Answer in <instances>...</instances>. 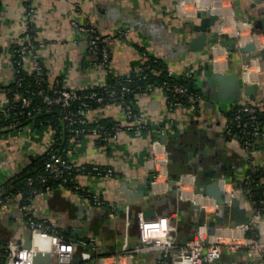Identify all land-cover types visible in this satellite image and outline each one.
Masks as SVG:
<instances>
[{
    "label": "crops",
    "instance_id": "obj_1",
    "mask_svg": "<svg viewBox=\"0 0 264 264\" xmlns=\"http://www.w3.org/2000/svg\"><path fill=\"white\" fill-rule=\"evenodd\" d=\"M215 3L217 0H33L34 13L27 17L21 0H0V86L14 78L12 45L23 42L30 23L43 75L49 84L60 77L73 91L98 88L108 78L126 75L139 67L142 53L146 51L175 73L186 75L193 71L195 80L191 84L201 92L202 102L197 111L169 110L160 89L138 95L133 100L134 106L143 113L149 130L126 129L117 140L108 143H100L92 136L80 139L72 156L74 162L96 163L113 169L108 179L87 175L77 178L88 191L104 197L105 205L98 206L91 199H81L59 188L34 196L31 208L34 217L54 222L66 239H95V247L76 249L71 264H154L156 256L147 253L122 259L121 263L117 261L125 239L130 245L138 242L135 218L139 211L153 210L155 216L175 214L177 226L182 227L181 241L189 239L201 223L208 226L209 234L215 233L216 227L232 225L230 220L222 221L217 215L218 209L228 208L221 205L213 208L214 199L205 194L203 178L216 182L223 176L229 182L242 181L249 164L256 168V184L264 187V136L258 138L247 153L237 140L223 132L233 107L247 101L264 102V57L253 58L264 50V0H219L221 5L216 10ZM199 6L198 12L217 15L214 30L220 37L203 51L196 52L189 50L188 44L196 36L192 25L199 22L198 12H192ZM248 16L254 17L251 23ZM72 20L90 23L101 34L114 33L118 28L131 29L128 37L116 39L111 45L110 68L103 70L91 64L92 58L87 52L90 39L71 25ZM256 20L261 21L262 30L255 26ZM221 34L229 37H221ZM249 42H253L257 50L250 52L247 68L237 49ZM212 70L237 73L242 85L256 86L255 92L247 93L240 88L239 96H231V91L226 89L216 96L217 86L203 85ZM233 97L237 100L232 101ZM2 101L0 94V104ZM90 117L93 121H125L115 107L94 109ZM259 121L264 126L263 113L259 114ZM52 135L50 125L42 121H32L22 131L0 130V189L42 153ZM155 141L169 152V181L174 172L176 181L182 179V184H169L167 190L159 193L150 189ZM171 155H176V162ZM143 183L142 196H133L136 189L127 190L129 196L126 195L127 187L136 188ZM242 197V206L251 215L253 204L249 190ZM209 200L212 201L205 207L204 203ZM26 233L15 199L10 197L8 206L0 209V235L5 239H19ZM102 258H105L103 262ZM218 264L257 263L242 251L223 254Z\"/></svg>",
    "mask_w": 264,
    "mask_h": 264
},
{
    "label": "built area",
    "instance_id": "obj_2",
    "mask_svg": "<svg viewBox=\"0 0 264 264\" xmlns=\"http://www.w3.org/2000/svg\"><path fill=\"white\" fill-rule=\"evenodd\" d=\"M32 1L21 0L27 17L34 13ZM220 5L217 0L213 7L216 10ZM200 10V6L196 7L192 13ZM71 25L88 36L90 42L87 52L92 56L91 64L103 70L111 66V45L114 40L124 39L131 33L129 27H124L116 29L114 33L98 35L96 27L90 23L80 24L72 20ZM23 40L24 43L15 50L22 60L13 62L20 70L21 68L27 70L28 75L34 80L35 88H32L31 83H25L23 77L17 75L15 70V79L13 78L15 85L0 86V94L3 95V101L0 104V130L9 132L26 129L33 121L35 113L40 111V106L34 102L36 97L41 100L46 110L58 107L60 118L56 122L55 129L49 124L53 135L50 144L42 151L47 154L42 172L29 176L25 180L29 188V194L26 197L18 192L15 198L18 217L26 228L25 235L29 234L31 245L29 248L23 246L24 237L5 239L0 235V264H43L34 262L33 257L36 253L49 254L48 264H71L76 249L88 245L95 247V239L85 240L80 237L64 239L54 222L33 216L31 208L34 196L51 192L53 187L50 182L55 181L57 188L61 190L74 193L81 199H91L98 206L105 205L104 197L88 191L77 178L87 175L108 179L113 175V169L96 163L88 165L74 162L72 156L80 139L83 136H92L100 143H108L117 140L126 129L136 132L149 130L143 113L136 109L131 96L135 98L160 89L169 110L189 108L195 111L200 109L202 96L189 92L188 87L182 82V78L195 79L193 71L180 75L167 65L166 79L159 84L131 87L130 84L137 81L126 77L124 83L120 82L119 88L105 82L98 87V90L87 89L82 93L66 87L60 77H56L49 84L43 75V66L38 56L35 39L30 35L28 28L25 29ZM142 58V64L134 69L141 73L138 80L145 79L149 73L155 76L162 73L163 68L156 66L159 62L158 57L143 51ZM245 65L249 67L248 64ZM112 107L120 110L125 119L124 122L115 119L112 123L107 122L109 124L106 125L102 121H93L90 117L94 109ZM260 113L264 114V102L259 104L251 101L243 102L233 107L223 127L224 134L237 140L239 146L247 153L251 151L254 142L264 136V126L259 121ZM56 129H58V135H54ZM157 146L162 148L159 149ZM153 147V176L150 189L153 193H159L167 190L169 186L167 168L169 152L159 141H155ZM255 170V167L248 164L242 181L229 182L225 177L219 176L217 182L222 191L223 203L218 204L210 198L213 200V208L218 209L220 205L230 208L234 199L250 189L253 182L252 174ZM176 182L182 184V179H177ZM38 183L40 186H37ZM212 200L204 203L205 207ZM9 202L10 198L0 189V209L7 207ZM252 204V214L246 223L225 224L216 227L213 234H209L208 226L201 223L189 239L180 242L176 239L178 226L175 222V214L148 218L143 211H139L135 218L138 242L130 245L125 239L117 254V261L121 263L122 259L147 253L156 256L154 264H218L223 254L243 251L247 253L251 261L264 264V197L258 201L253 200ZM110 205L114 206L112 203ZM127 215L128 213H126V225L128 224ZM100 260L103 262L105 258Z\"/></svg>",
    "mask_w": 264,
    "mask_h": 264
},
{
    "label": "water",
    "instance_id": "obj_3",
    "mask_svg": "<svg viewBox=\"0 0 264 264\" xmlns=\"http://www.w3.org/2000/svg\"><path fill=\"white\" fill-rule=\"evenodd\" d=\"M264 13V11H263ZM199 19L198 23H195L192 25L193 31L196 33V36L190 41L188 44V49L192 51H203L205 48L208 47V45L211 43H214L217 41L220 37V34L218 31L214 30V26L218 20L217 15L212 14L208 11H201L198 12L196 15ZM253 16H248V23H251L253 21ZM255 26L263 29L261 21L256 20ZM255 28L253 27L251 29L252 32H254ZM221 37L228 38V34H221ZM235 43H232V48L235 49ZM239 53L243 55L244 63L249 64L248 56L250 52L256 51V46L253 42L246 43L245 45L238 47L237 49ZM264 57V50H260L259 53H256V55L253 58H257L258 60H261ZM204 86L208 87H218V92H216V96L220 95L221 91H225L226 89L231 91V96H239L240 88H242L247 93H254L256 86L251 84L242 85L239 76L237 73H224V72H218L216 70H212L208 77L203 82ZM232 101L237 100L235 97L231 98ZM171 159L173 162H176V155H171ZM189 159L186 157V161ZM213 172V171H212ZM210 174V173H209ZM171 180L169 181L170 185H174L176 182L177 174L171 173ZM211 176V175H210ZM215 177V175H214ZM205 189V194L209 195L211 198H213L218 204L223 203L222 198V191L219 188L218 182H211L207 178H203L201 182ZM142 187V188H141ZM145 184L138 185L136 188H128L125 191L126 195L129 196V192L127 190H133L136 189L137 191H133V196H142L143 190H144ZM241 195L239 198L234 199L232 202V205L228 209H223L225 211H222L221 209H218L217 215L222 221L230 220L235 225H241L248 221L249 219V212L248 210L242 206V197ZM144 215L148 218L155 216V212L153 210L150 211H143ZM201 215H204L202 213ZM213 231V226L210 227V232ZM31 245L30 243V237L29 234L25 235L24 237V244L23 246L26 248H29ZM33 260L35 263H43L48 264L50 262V255L45 254L42 255L41 253H36L33 257Z\"/></svg>",
    "mask_w": 264,
    "mask_h": 264
},
{
    "label": "trees",
    "instance_id": "obj_4",
    "mask_svg": "<svg viewBox=\"0 0 264 264\" xmlns=\"http://www.w3.org/2000/svg\"><path fill=\"white\" fill-rule=\"evenodd\" d=\"M28 29H29L30 35L34 39V29H32V26L30 23L28 24ZM99 34H101V33L98 32V35ZM23 43H24V40L21 44L12 45L13 61H17V60L21 61L22 60L20 58V56H18V54L15 50L17 48H19ZM35 44L38 48V45L36 42H35ZM91 58H92V56H91ZM158 61L159 62L156 63V66L163 68V71L160 75L155 76L152 73H149L145 79L138 80L139 77L141 76V73L136 72L135 70H132L131 72H129L126 75L118 76V77L115 76V78H108L107 82L115 88L121 87L120 82L124 83L125 82L124 79L126 77H131V78H133L134 81H137V83L136 82L131 83L130 84L131 87H136L137 85L143 86L144 84H151V83H155V84L162 83L166 79V76H165L166 64L159 58H158ZM13 66H14V70L17 71V75L23 77L25 83H31L32 88H35L34 80L31 79L30 75H28L27 70L22 69V68L20 70L18 68V66H16L15 62H13ZM14 79L9 84L4 85V87H13L15 85ZM194 80L195 79L192 77L182 78V82L188 87L189 92L198 93L201 95V92L196 90L193 87V84H191ZM95 89L98 90L99 88H95ZM84 91H86V90L76 91V92L82 93ZM130 98H131V100H134V97L131 96ZM34 102H35V104L40 106V111L35 113V115L33 116V121H42V123H44V124L45 123L51 124L53 126V128L55 129L56 122L58 121V118H60V110H58V107H54L53 109L46 110L45 106L41 103V100L38 97H36L34 99ZM102 120H103L102 122L106 125L109 123H112V121L109 123L105 122L106 119H102ZM27 122H30V121H27ZM2 124H4V123H2ZM58 134H59L58 129H56L54 132V135H58ZM63 143H64V141H63ZM46 158H47V154L45 152L39 154L34 159H32L31 162L27 166H25L17 175L10 178V180L6 184L3 185L2 190H3L4 195L8 196L9 198L12 197L13 199H15L17 193L21 192L22 195L24 197H26L29 194V188L25 184V180L29 176H34L37 173L42 172ZM255 175L256 174H252L253 182L251 183L250 189H249V195H250V198L252 199V201L253 200L258 201L264 197V187L263 186L261 187V186L256 184L257 179L255 178ZM50 183L53 187L52 188L53 190L58 189L56 186L57 182L52 181ZM37 186H40V184L38 183ZM257 206H258V203H257ZM163 215H170V214H163ZM181 228H180V226H178V230H177V234H176L177 241H181V240H179L180 236H181V233H180ZM61 234H62L63 238L66 239V236H64V233L61 232ZM78 248H80V251H82L84 249V247H78ZM93 254H95V253H93ZM97 254L102 255L105 253L97 252Z\"/></svg>",
    "mask_w": 264,
    "mask_h": 264
},
{
    "label": "bare ground",
    "instance_id": "obj_5",
    "mask_svg": "<svg viewBox=\"0 0 264 264\" xmlns=\"http://www.w3.org/2000/svg\"><path fill=\"white\" fill-rule=\"evenodd\" d=\"M140 98V97H139Z\"/></svg>",
    "mask_w": 264,
    "mask_h": 264
},
{
    "label": "rangeland",
    "instance_id": "obj_6",
    "mask_svg": "<svg viewBox=\"0 0 264 264\" xmlns=\"http://www.w3.org/2000/svg\"><path fill=\"white\" fill-rule=\"evenodd\" d=\"M137 255V254H136Z\"/></svg>",
    "mask_w": 264,
    "mask_h": 264
}]
</instances>
